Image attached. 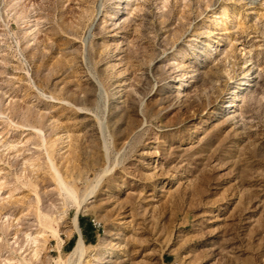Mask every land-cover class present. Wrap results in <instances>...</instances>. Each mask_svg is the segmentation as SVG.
<instances>
[{
  "label": "rangeland",
  "instance_id": "1",
  "mask_svg": "<svg viewBox=\"0 0 264 264\" xmlns=\"http://www.w3.org/2000/svg\"><path fill=\"white\" fill-rule=\"evenodd\" d=\"M0 264H264V0H0Z\"/></svg>",
  "mask_w": 264,
  "mask_h": 264
},
{
  "label": "bare ground",
  "instance_id": "2",
  "mask_svg": "<svg viewBox=\"0 0 264 264\" xmlns=\"http://www.w3.org/2000/svg\"><path fill=\"white\" fill-rule=\"evenodd\" d=\"M241 50L242 51H245L246 50V48L244 47V46H242V48H241ZM247 61V60H246ZM246 77V76H245ZM244 81V80H243ZM248 82H244V83H240L239 84V86L238 87H236V88H241V85L242 84H247ZM100 84V83H99ZM238 91H237V89H235L234 91H232V93L234 94V93H237ZM233 100H231V101H234V99L236 98V95L234 96V97H231ZM110 170L111 169H109V168H107L105 171H104V173H102L101 174V176L99 177V179H98V182H97V184L95 185V186H93L92 188H91V190L86 194V196L84 197V198H82V199H78V196H77V194H76V192L74 191V190H72L66 183H65V181L62 179V177H61V175L58 173V174H56L57 175V181H59V183H60V186L62 187V190L63 189H66L67 191H69L70 192V194L72 195V197L76 200V203H77V212H76V216H75V218H74V225H75V228H76V230L78 231V233L80 234V237H79V239H78V241H77V243H76V245H75V247H74V249H73V251L71 252V258H73V257H77L80 261L84 258V257H86V255H87V253H88V249H89V247H88V245L85 243V241H84V239H83V237H82V234H81V229H80V226H79V219H78V217H79V214H80V212H81V210L83 209V206L84 205H86V202L89 200V199H91L92 197H94L95 196V193H96V189H97V186H98V184H100V182L102 181V179H103V177L107 174V173H109L110 172ZM52 231H54V230H52ZM55 233V232H54ZM35 239V238H34ZM37 239V242H38V240H39V238L37 237L36 238ZM41 241V240H40ZM36 242V241H35ZM76 259V258H75ZM72 260V259H71ZM78 260V261H79ZM73 261V260H72ZM72 261H70V262H72ZM78 263H80V262H78Z\"/></svg>",
  "mask_w": 264,
  "mask_h": 264
},
{
  "label": "crops",
  "instance_id": "3",
  "mask_svg": "<svg viewBox=\"0 0 264 264\" xmlns=\"http://www.w3.org/2000/svg\"><path fill=\"white\" fill-rule=\"evenodd\" d=\"M82 229H83V233L85 235L86 241H87V238H90V240L92 239L94 240V237H95V235L93 234L94 231H91L89 228H87V225L86 227H82Z\"/></svg>",
  "mask_w": 264,
  "mask_h": 264
},
{
  "label": "trees",
  "instance_id": "4",
  "mask_svg": "<svg viewBox=\"0 0 264 264\" xmlns=\"http://www.w3.org/2000/svg\"><path fill=\"white\" fill-rule=\"evenodd\" d=\"M80 224H81L82 227H86V225H87V228H89L91 231H94L93 224L92 223L85 224L84 223V218H82V217L80 218ZM92 241H94V240H90V238H87V242H92Z\"/></svg>",
  "mask_w": 264,
  "mask_h": 264
},
{
  "label": "built area",
  "instance_id": "5",
  "mask_svg": "<svg viewBox=\"0 0 264 264\" xmlns=\"http://www.w3.org/2000/svg\"><path fill=\"white\" fill-rule=\"evenodd\" d=\"M94 226L96 227V226H97V224H96V223H94Z\"/></svg>",
  "mask_w": 264,
  "mask_h": 264
}]
</instances>
